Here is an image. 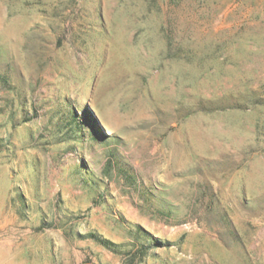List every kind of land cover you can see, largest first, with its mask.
I'll return each instance as SVG.
<instances>
[{
  "label": "rangeland",
  "instance_id": "374dc122",
  "mask_svg": "<svg viewBox=\"0 0 264 264\" xmlns=\"http://www.w3.org/2000/svg\"><path fill=\"white\" fill-rule=\"evenodd\" d=\"M0 264H264V0H0Z\"/></svg>",
  "mask_w": 264,
  "mask_h": 264
}]
</instances>
